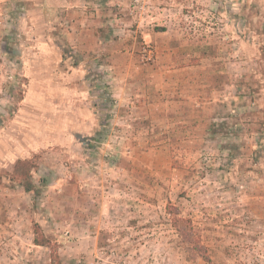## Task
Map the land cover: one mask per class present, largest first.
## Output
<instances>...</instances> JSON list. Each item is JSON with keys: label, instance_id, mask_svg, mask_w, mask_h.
I'll use <instances>...</instances> for the list:
<instances>
[{"label": "rangeland", "instance_id": "rangeland-1", "mask_svg": "<svg viewBox=\"0 0 264 264\" xmlns=\"http://www.w3.org/2000/svg\"><path fill=\"white\" fill-rule=\"evenodd\" d=\"M0 174V264H264V0H0Z\"/></svg>", "mask_w": 264, "mask_h": 264}, {"label": "trees", "instance_id": "trees-1", "mask_svg": "<svg viewBox=\"0 0 264 264\" xmlns=\"http://www.w3.org/2000/svg\"><path fill=\"white\" fill-rule=\"evenodd\" d=\"M92 106H98V103L92 104ZM100 123L99 125H101ZM36 164L34 161L29 160L27 158H17L13 165V170L11 171L10 179H15L19 185H21L25 191L32 192L33 198L36 199L39 196V189L34 180L32 179L33 173L36 170ZM3 176L0 174V182L2 181ZM171 211H169L170 213ZM173 225L178 229L181 233L184 241H191L192 238L190 234H187V231L183 229L187 225L188 220L179 216L178 214L173 212ZM34 232L40 234V236H36L34 238V243L38 245L48 246L50 249V264H61L60 256L58 253L57 246L52 244L46 236L43 235L42 230L39 225H35ZM205 259H207L205 257Z\"/></svg>", "mask_w": 264, "mask_h": 264}, {"label": "crops", "instance_id": "crops-1", "mask_svg": "<svg viewBox=\"0 0 264 264\" xmlns=\"http://www.w3.org/2000/svg\"><path fill=\"white\" fill-rule=\"evenodd\" d=\"M97 34L96 33H93V39H94V41H97Z\"/></svg>", "mask_w": 264, "mask_h": 264}]
</instances>
